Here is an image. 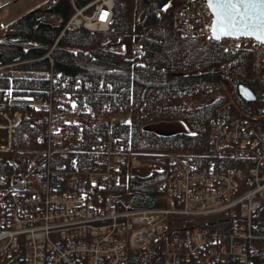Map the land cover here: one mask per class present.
Returning a JSON list of instances; mask_svg holds the SVG:
<instances>
[{
  "label": "built area",
  "instance_id": "built-area-1",
  "mask_svg": "<svg viewBox=\"0 0 264 264\" xmlns=\"http://www.w3.org/2000/svg\"><path fill=\"white\" fill-rule=\"evenodd\" d=\"M8 1L0 0V6ZM120 2L73 5L76 13L66 27L107 32ZM186 2L187 8L172 15L175 34L200 36L232 55L248 49L255 76L264 74V41L215 39L206 0ZM132 55H141L139 44ZM43 58L52 65L49 54L0 65L2 100L15 108L0 110V151L12 148L20 107L36 113L32 129L41 144L24 170L0 168V264H126L129 250L157 241L173 216L206 219L165 240L166 264H254L264 252V233L255 232L254 222L264 201V133L249 124L250 115L211 120L205 163L168 156V177L158 183L164 205L120 210L110 188L120 183L129 156L115 141L113 128L127 116L109 113L110 102L103 100L107 114L97 116L86 132L90 100L105 92L107 79L70 81L52 66L23 67ZM16 81H43L47 87L41 96L26 95Z\"/></svg>",
  "mask_w": 264,
  "mask_h": 264
},
{
  "label": "trees",
  "instance_id": "trees-1",
  "mask_svg": "<svg viewBox=\"0 0 264 264\" xmlns=\"http://www.w3.org/2000/svg\"><path fill=\"white\" fill-rule=\"evenodd\" d=\"M91 1L45 0L9 22L0 37V65L41 58L53 48L52 65L43 58L23 67L48 70L52 66L70 81L98 84L107 79L105 92L90 100L85 131L91 130L97 116L107 114L103 100L110 102L109 113L127 116L124 124L113 128L115 141L129 156L120 183L110 188L120 210L164 205L165 194L158 183L168 177V156L205 163L211 120L244 112L251 116L249 124L264 133V117H256L264 113V74L254 76L250 50L232 55L200 36L175 34L172 15L187 8L186 0H120L109 31L66 27L73 5L82 7ZM176 1L178 5L173 3ZM107 38L109 43H105ZM136 44L141 48L139 57L132 55ZM5 85L2 82L1 86ZM14 85L26 95L37 96L47 87L43 81H16ZM240 86L249 88L254 98L245 99ZM11 109L15 108H9L0 94V110ZM20 109L22 119L13 130L12 148L0 151L1 169L24 170L41 149L32 129L36 113L28 107ZM173 122L183 123L186 130L159 129ZM130 156L140 165L151 166V172L134 173ZM201 222L203 218L170 217L168 228L157 241L129 250L126 264H166L165 240ZM254 222L255 232L264 233V201ZM254 264H264V252Z\"/></svg>",
  "mask_w": 264,
  "mask_h": 264
},
{
  "label": "water",
  "instance_id": "water-1",
  "mask_svg": "<svg viewBox=\"0 0 264 264\" xmlns=\"http://www.w3.org/2000/svg\"><path fill=\"white\" fill-rule=\"evenodd\" d=\"M206 2L213 14L211 29L215 39L225 37H248L258 41H264V6H262L258 11L252 9L248 10L247 15H245V8L243 5H240L237 9L232 10L231 14L235 17L236 28L231 29L230 35H225L222 29L229 30L228 19L224 16L223 11L217 6L216 0H206ZM249 16L251 17V23L256 25L255 28L244 27V23ZM257 16L260 18L257 19ZM239 90L245 99L251 100L254 98V94L249 88L240 86Z\"/></svg>",
  "mask_w": 264,
  "mask_h": 264
},
{
  "label": "rangeland",
  "instance_id": "rangeland-1",
  "mask_svg": "<svg viewBox=\"0 0 264 264\" xmlns=\"http://www.w3.org/2000/svg\"><path fill=\"white\" fill-rule=\"evenodd\" d=\"M30 1H35V2H37V4H39V3H41V2H43L45 0H10V1L4 3L2 6H0V37L2 36V34L4 32V29H5V26L7 25L8 20L10 18H12L16 14H19L20 12H22L20 15H23L26 12H28L29 10H31V9H27L28 8L27 6H28V4H29ZM173 3H175V5L176 4L178 5V2L177 1L176 2H173ZM7 6H9V8H7ZM74 13H76L75 10H74ZM74 13H73V15H74ZM52 49H50L45 54V55L49 54L50 59H52L51 58V55H50ZM23 61L24 60H20V61H17L16 63H21ZM251 67H252V64H251ZM253 74H254V76L256 75L254 71H253ZM255 77H259V76H255ZM159 129H161V131H169V132L170 131H177L178 132V131H184V130H186L184 124L181 123V122H173L172 124H168L167 126L159 127ZM132 165H133V172L134 173H137V174L146 175V174H149L151 172V170H152L151 169L152 168L151 166H147V165L143 166V165H140L136 160H134V162L132 163Z\"/></svg>",
  "mask_w": 264,
  "mask_h": 264
},
{
  "label": "snow or ice",
  "instance_id": "snow-or-ice-1",
  "mask_svg": "<svg viewBox=\"0 0 264 264\" xmlns=\"http://www.w3.org/2000/svg\"><path fill=\"white\" fill-rule=\"evenodd\" d=\"M217 6L223 11L224 16L228 19L229 30L222 29L225 35L231 34V29L236 28V20L235 17L231 14L232 10L238 8V6L243 5L245 8V15L248 14V10H259L262 6H264V0H216ZM260 17L257 16V19ZM244 27L246 28H255L256 25L251 23V17L249 16L248 19L244 23Z\"/></svg>",
  "mask_w": 264,
  "mask_h": 264
},
{
  "label": "crops",
  "instance_id": "crops-1",
  "mask_svg": "<svg viewBox=\"0 0 264 264\" xmlns=\"http://www.w3.org/2000/svg\"><path fill=\"white\" fill-rule=\"evenodd\" d=\"M39 4H40V3H39ZM16 5H17V4H16ZM16 5H15V6H16ZM36 5H38L37 2H35V1H30L29 4H28V6H27V7H28L27 9H32V8H34ZM9 6H10V5H9ZM9 6H7V8H9ZM11 12H12V11H11ZM15 12H16V11H15ZM21 13H22V12H20L19 14L14 15L12 18H10V19L8 20V23L11 22L12 20L16 19L17 17L21 16V15H20ZM8 23H7V24H8Z\"/></svg>",
  "mask_w": 264,
  "mask_h": 264
}]
</instances>
